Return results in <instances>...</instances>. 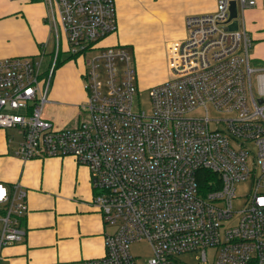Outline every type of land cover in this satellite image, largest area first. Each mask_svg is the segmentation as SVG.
<instances>
[{
  "label": "built area",
  "instance_id": "obj_1",
  "mask_svg": "<svg viewBox=\"0 0 264 264\" xmlns=\"http://www.w3.org/2000/svg\"><path fill=\"white\" fill-rule=\"evenodd\" d=\"M231 1L255 5L216 0L215 12L185 18L186 37L167 47L169 78L150 88L149 117L135 107L133 56L99 47L117 32L116 0H45L55 34L49 69L42 57L0 59V130L18 135L17 155L70 156L90 170L108 231L104 255L86 264H137L130 246L140 241L151 249L144 264H186L180 258L194 253L205 263L209 249L215 264H264V65L252 66L239 16L238 30H226ZM59 28L69 57L95 54L82 73L85 118L64 130L42 115ZM244 182L246 206L235 212ZM27 211L26 191L0 184V251L23 239Z\"/></svg>",
  "mask_w": 264,
  "mask_h": 264
},
{
  "label": "crops",
  "instance_id": "obj_2",
  "mask_svg": "<svg viewBox=\"0 0 264 264\" xmlns=\"http://www.w3.org/2000/svg\"><path fill=\"white\" fill-rule=\"evenodd\" d=\"M215 10L216 0H116L117 32L99 46L131 47L141 65L142 84L152 87L169 78L167 47L186 37L185 18ZM237 11L254 42L253 60H264V0L244 9L237 4ZM46 15L45 0H0V59L52 57L55 34ZM141 28L156 33L142 38ZM58 36L60 59L67 43L59 30ZM67 62V70L59 69L62 64L54 70L42 112L57 130L74 128L83 120L80 107L87 98L81 80L84 58ZM9 131L0 130V184L8 190L15 184L23 188L28 211L21 221L23 239L1 249L0 264H86L102 257L108 228L93 203L97 191L90 170L70 156L21 159L20 139L15 133L8 141ZM15 137L17 146L11 145Z\"/></svg>",
  "mask_w": 264,
  "mask_h": 264
},
{
  "label": "rangeland",
  "instance_id": "obj_3",
  "mask_svg": "<svg viewBox=\"0 0 264 264\" xmlns=\"http://www.w3.org/2000/svg\"><path fill=\"white\" fill-rule=\"evenodd\" d=\"M126 29L128 30L129 27L126 26ZM151 30L152 31H150L148 29L145 30V29L141 28L140 30L138 29V33L139 34H142L143 35L142 38H144L145 35H148L149 36L151 33L152 34H155L156 33V31H154L153 29H151ZM59 31L62 32L60 28H59ZM185 33H187L186 32V29H185ZM156 38H157L156 39L157 42H160L161 39H159V35H157ZM120 46H123V45H120ZM253 46H254V42H253ZM123 47H126L127 51L130 52V54L133 56L134 64L136 65V72H137L136 87H137V92H136V97H135V101H134L135 102V107L140 112L144 113L145 116L149 117V116L152 115V111H153L152 110V101H151V97H150V88L151 87H145L142 84L144 77L142 76V80H141V78L139 77V72H138L139 71L138 70V67L140 68L141 65H138L137 64V61L135 60L136 57L133 54L132 48L131 47H128V46H123ZM250 54H251V57H252V55H253V48H252ZM91 55L93 56L95 54L90 53L89 55H86L85 56L86 57L85 58V63H87V60L89 59V56H91ZM29 58H32V57H29ZM35 58L40 59L41 57H35ZM50 59H51V57L49 58V56H46V55H44L42 57V61H41L42 62L41 71H46L47 69H49V67H50V65L52 63V60H50ZM68 59H72V57L69 58V56L67 54H63V55L61 54L60 59H59V56H58V59H57L55 65H54L53 71L56 68H58V66L61 65V64L62 65L60 66L59 69H61L62 71L67 70L68 69V66L70 64V62H67ZM257 61L253 60L252 66H254V65H258V66L259 65H264V60L257 58ZM85 68H86V64H85ZM144 72H147V70L146 71L144 70ZM149 74H150V72L148 73V75ZM81 80H82V85L84 86L86 82H85V80L83 78H81ZM47 100H48V95H47ZM80 108H81V113H82V107H80ZM196 114L197 115H203V112L197 111ZM209 117L210 118H214V117L217 118L218 116L212 110H209ZM84 118L85 117H82V119H84ZM9 132H10L9 133V136L10 137L15 135V131L14 130H10ZM11 145L17 146V137H15V139H14V141H12ZM249 188H250V184L248 182H244V183H241V184H237L235 186L236 197L232 201L233 211L239 212V211H241V210H243L245 208L246 201H247V195L249 193ZM232 223H233V221H230V220L225 221L223 223L222 230L225 229V228H227ZM130 251H131V254L135 258H137V260H138L137 264H144L151 257V249H150V246L145 241H140V242H137V243L132 244L130 246ZM214 255H215V249H209V250H207V261L205 263H203L201 261H198L199 255H197L195 253L194 254H190V255H184L180 259L182 261H184L186 264H215V257H214Z\"/></svg>",
  "mask_w": 264,
  "mask_h": 264
},
{
  "label": "water",
  "instance_id": "obj_4",
  "mask_svg": "<svg viewBox=\"0 0 264 264\" xmlns=\"http://www.w3.org/2000/svg\"><path fill=\"white\" fill-rule=\"evenodd\" d=\"M229 22L231 23L225 27L226 30L237 31L239 28V21H238L237 4L235 1H231L229 4Z\"/></svg>",
  "mask_w": 264,
  "mask_h": 264
},
{
  "label": "trees",
  "instance_id": "obj_5",
  "mask_svg": "<svg viewBox=\"0 0 264 264\" xmlns=\"http://www.w3.org/2000/svg\"><path fill=\"white\" fill-rule=\"evenodd\" d=\"M109 36H110V35H109ZM109 36H108V37H109ZM106 38H107V37H106ZM104 39H105V38H104ZM104 39H103V40H104ZM103 40H101V41H103ZM99 47H100V46H99ZM103 48H104V47H103ZM125 49H126V47H125ZM69 58H71V57H69Z\"/></svg>",
  "mask_w": 264,
  "mask_h": 264
}]
</instances>
